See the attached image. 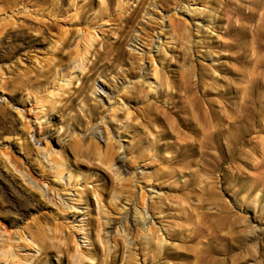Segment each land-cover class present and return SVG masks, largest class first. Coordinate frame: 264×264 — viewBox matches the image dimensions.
I'll return each instance as SVG.
<instances>
[{"label": "rangeland", "instance_id": "obj_1", "mask_svg": "<svg viewBox=\"0 0 264 264\" xmlns=\"http://www.w3.org/2000/svg\"><path fill=\"white\" fill-rule=\"evenodd\" d=\"M53 1L71 7L26 1L49 32L12 28L8 42L2 18L23 22L22 0H0V239L21 258L0 264H193L201 249L264 264V0H111L112 14ZM72 27L70 48L93 33L125 61L86 78L76 59L52 66ZM143 224L161 252L144 249Z\"/></svg>", "mask_w": 264, "mask_h": 264}, {"label": "bare ground", "instance_id": "obj_2", "mask_svg": "<svg viewBox=\"0 0 264 264\" xmlns=\"http://www.w3.org/2000/svg\"><path fill=\"white\" fill-rule=\"evenodd\" d=\"M26 1H29V0H22V6L19 8L20 9V13L23 17V22H19V23H16L14 21L11 20V16H7V17H4L2 18L3 22V26L5 27V31H6V34H7V40L9 42V40L11 39L12 37V28H18V27H26L27 29H33V30H36L39 32V35L40 33H43L45 34L44 32H49V29L51 27V21H44L42 17H37V18H33L32 17V14L31 12H36V11H39L38 9H33L32 11L27 8L28 6V2ZM43 1V0H42ZM50 2H52V4L54 5L53 8H58L60 12H63V11H68L69 8L71 7V4L68 5L67 8H63V6L61 4L59 5H55L54 4V1L53 0H49ZM73 1V0H72ZM104 1V0H102ZM101 1V2H102ZM110 1L111 0H105L104 2L106 3L107 2V5L105 7V3H104V8H106L107 11H109V13H111L112 9H111V6H110ZM120 1V0H119ZM123 1V0H122ZM142 1V0H141ZM141 1L139 3H141ZM177 1V0H176ZM88 2V1H87ZM72 3V2H71ZM145 3V2H144ZM166 3V2H165ZM123 4V3H122ZM167 4V3H166ZM187 4V3H186ZM189 4V3H188ZM143 5V4H142ZM184 5V4H183ZM126 6V5H124ZM120 7V6H119ZM103 8V7H102ZM189 8V7H188ZM18 9V10H19ZM134 9V8H133ZM41 10V9H40ZM89 9H84L83 6L80 7V9L78 11H76L72 16V19H74V23H77V24H84L85 23V30H88L90 29V27H92L93 24H95L96 22L93 20V22H88L86 17H87V11ZM124 11V10H123ZM44 12V11H43ZM42 13V12H40ZM100 13V12H99ZM105 13V12H103ZM124 13V12H123ZM5 14V13H4ZM98 14V13H96ZM112 14V13H111ZM114 14V12H113ZM116 14V13H115ZM95 15V14H94ZM117 15V14H116ZM138 15V14H136ZM42 16V15H41ZM98 16V15H97ZM101 17V16H100ZM109 17V16H108ZM118 17L120 18L121 22L122 20H125L124 22H126V20L128 19V16L124 15V14H120L118 13ZM117 17V18H118ZM136 17V16H135ZM94 18V17H93ZM92 18V19H93ZM91 19V20H92ZM111 19V18H110ZM108 19V20H110ZM116 19V18H115ZM114 19V21H116ZM98 21V20H96ZM15 24L17 25V27H14ZM126 24V23H125ZM43 26V27H42ZM2 27V26H0ZM124 27V26H123ZM23 29V28H22ZM121 29V27L119 28ZM14 30V29H13ZM18 30V29H17ZM20 30V29H19ZM24 30V29H23ZM1 31V30H0ZM15 31V30H14ZM32 31V30H31ZM77 31H79V29L77 28H68L66 30H64L63 32V36L61 38V43L59 45V47H57L58 49V53L60 54V59L56 60V59H53L54 61L52 62V66L60 63H64V62H68L70 60H78L79 64H81L82 68H85V66L87 67V72L82 74V77L83 78H86L88 77V73L90 72H95V70L101 66V64H104L108 67H114L115 63L116 62H123L125 61L124 58L122 57L121 53H120V50L119 48L121 49V44L119 43V40L118 41H114V42H108V41H105V40H101L102 42H100V46H96L94 44V40L96 39V36L95 34L92 33L91 37L89 36V38L86 36V39L84 38L86 44L83 45L84 47L82 49H78L77 46L76 47H73V48H70L68 45H69V42L71 40V38L73 37V35L75 33H77ZM122 31V29L120 30ZM25 32V31H24ZM87 32V31H86ZM149 31H145V35H149L148 33ZM90 34V31L87 32V35ZM120 33V32H119ZM151 33V32H150ZM163 33V32H161ZM159 33V34H161ZM22 34V33H21ZM25 34V33H24ZM49 34V33H47ZM19 35V34H17ZM86 35V34H85ZM185 35V34H184ZM25 36V35H24ZM44 36V35H43ZM42 36V37H43ZM150 36V35H149ZM5 37V38H6ZM24 38V37H22ZM98 38V37H97ZM149 39V38H147ZM146 39V40H147ZM151 39V38H150ZM161 40V39H160ZM81 41V40H80ZM78 41V43L80 42ZM150 42V40H148ZM147 41V42H148ZM11 42V41H10ZM98 42V41H97ZM81 43V42H80ZM148 44V43H147ZM8 46V45H7ZM10 46V45H9ZM82 47V46H81ZM8 50V49H7ZM158 51H161V49L159 48ZM6 52V51H4ZM10 53L11 51L8 50L7 53ZM89 53H94V59L92 61L89 62V59H88V54ZM8 55V54H7ZM140 56V55H139ZM144 56V55H143ZM142 59V58H141ZM135 60V59H134ZM116 61V62H115ZM137 62V61H136ZM51 65V63H49ZM135 64V61L134 62H131V65ZM137 64V63H136ZM49 65V66H50ZM59 65V64H58ZM42 66V65H41ZM138 66V65H137ZM135 67V66H134ZM43 68V67H42ZM133 68V66L131 67V69ZM46 69V68H45ZM135 69V68H134ZM50 70V67L47 71ZM82 70V69H81ZM44 71V70H43ZM130 72V71H129ZM45 73V72H44ZM130 74V73H129ZM137 74V72H136ZM69 81V80H68ZM72 82V81H71ZM161 82H160V86H161ZM151 88V87H150ZM153 89V88H151ZM150 91H153L151 90ZM155 91V90H154ZM153 91V92H154ZM137 94V93H136ZM162 94V93H161ZM161 94L158 93V96L157 97H160ZM144 95H141L140 97H142ZM138 97V96H137ZM162 97V96H161ZM146 98V96H145ZM141 99V98H140ZM154 100V99H153ZM151 101L147 102L148 104L146 105V108L149 106V103ZM96 107V106H95ZM144 107V106H143ZM142 107V108H143ZM92 115V114H91ZM129 119V118H128ZM190 119L191 121H188V120H185V123L186 124H192L194 128H200L202 131H204V127L203 125L201 124V122L199 121V119L197 118L196 114L193 112L192 115L190 116ZM0 120L4 121L5 123L7 122L8 123V116H7V113H5V109L0 106ZM13 121V120H12ZM210 123V122H208ZM11 124V123H10ZM12 126H14V124H11ZM10 126V125H8ZM7 126V127H8ZM26 126V125H25ZM210 124H208V128ZM41 127V126H40ZM11 128V126H10ZM14 128V127H12ZM10 130V129H9ZM8 130V131H9ZM12 130V129H11ZM25 131V130H24ZM27 131V130H26ZM206 133H208V131H206ZM211 133V132H210ZM26 138V137H25ZM106 144V152H105V161H107L106 163H109L110 165H113L112 163H114V161L116 160L115 157H114V154L112 153L111 149L113 147H111L112 144H108V143H105ZM20 145L25 149H29V144L28 142H21ZM11 157V156H10ZM118 161H120L118 159ZM36 162V161H35ZM56 162L59 164V165H62L60 164L61 163V160L60 159H57ZM117 162V161H116ZM17 163V162H16ZM35 164L34 162L30 163V168L32 170H36V167H35ZM7 166V165H6ZM38 166V165H36ZM42 168V167H41ZM62 169H56V173H60ZM71 177V176H70ZM37 194V193H36ZM140 204H142V206H144V199L141 198V200L139 201ZM0 205H1V201H0ZM3 211V210H2ZM2 213H0L1 215ZM4 214V213H3ZM136 214V213H135ZM2 216V215H1ZM0 216V217H1ZM6 216V215H5ZM57 227V226H56ZM142 230H144V232H142L143 236H144V249L146 251H154V252H161L162 250V247H163V240L164 237H163V240H162V234H157L158 236H156L155 234V230L151 227V226H147L145 228L144 224L142 225ZM210 232V231H209ZM0 234H5L4 231H1L0 230ZM192 235V234H191ZM1 236L3 235H0V238ZM209 236V235H208ZM210 237V236H209ZM7 241L3 240V239H0V260L1 261H4L5 263H9L10 261H12L13 263L14 262H20V257L17 256V254H15V256H12L11 254V250H10V245H12L13 243L9 242L6 243ZM166 245V244H165ZM16 246V244H15ZM9 248V249H8ZM68 249V248H67ZM199 252V251H198ZM196 253V252H195ZM211 253V252H210ZM168 256V255H167ZM170 258V257H169ZM175 258V257H174ZM167 259V258H166ZM193 264H212L211 262V258H210V255H206L202 252V249L200 251V253H196L195 255V259L193 260L192 262Z\"/></svg>", "mask_w": 264, "mask_h": 264}]
</instances>
